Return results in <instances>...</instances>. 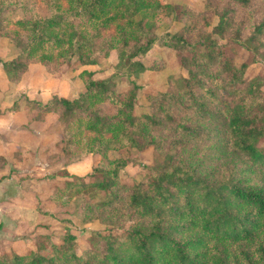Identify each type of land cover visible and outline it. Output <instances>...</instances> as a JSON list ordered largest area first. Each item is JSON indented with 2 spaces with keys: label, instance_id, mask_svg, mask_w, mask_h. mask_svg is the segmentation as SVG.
Returning <instances> with one entry per match:
<instances>
[{
  "label": "trees",
  "instance_id": "obj_1",
  "mask_svg": "<svg viewBox=\"0 0 264 264\" xmlns=\"http://www.w3.org/2000/svg\"><path fill=\"white\" fill-rule=\"evenodd\" d=\"M17 10L0 25L17 49L0 58L10 83L31 63L87 67L112 52L116 73H142L155 44L185 74L139 115V85L119 92L85 68L78 97L35 102L63 125L64 165L99 156L50 196L59 205L86 196L79 217L95 227L81 240L69 228L57 243L39 235L23 253L1 252L0 264H264V81L246 80L248 64L237 62L264 59V0H203L201 11L163 0H0V16ZM163 19L182 27L158 36ZM147 150L156 160L143 177L122 180L130 159L111 153Z\"/></svg>",
  "mask_w": 264,
  "mask_h": 264
},
{
  "label": "rangeland",
  "instance_id": "obj_2",
  "mask_svg": "<svg viewBox=\"0 0 264 264\" xmlns=\"http://www.w3.org/2000/svg\"><path fill=\"white\" fill-rule=\"evenodd\" d=\"M163 2L186 5L196 11L203 9V0ZM262 13L263 10L259 11L258 16ZM21 16L19 10L4 12L0 16V25L1 19L16 20ZM181 27V22L163 19L159 21L157 34L174 33ZM1 34L0 31V58L11 59L17 49ZM240 58L237 62L246 61L248 64L244 74L246 80L261 78L264 81V59H247L246 54ZM142 62L150 69L129 76L116 73L114 52L87 67L79 66L75 60L57 69L31 63L16 83L6 79L0 65V156L6 159V165L0 169V253H23L34 247L39 235H48L51 242L57 243L65 228L81 240V236L86 235L85 230L95 227L83 224L79 217L83 203L88 200L86 196L76 195L64 205L55 204L50 196L63 188L65 180L72 181L69 176L82 177L90 172L99 156L89 154L79 162L64 165L61 156L63 125L53 114L42 115L35 102L44 103L52 96L78 97L84 91L78 73L85 68L93 72L96 80L111 78L119 92L128 90L130 81L139 85L134 113H147L149 97L166 91L170 80L185 72L180 69L174 52L158 44ZM121 155L130 159L120 173L121 179L130 184L139 181L146 166L156 160L151 150L111 153L112 157ZM62 170L65 176L59 175Z\"/></svg>",
  "mask_w": 264,
  "mask_h": 264
},
{
  "label": "crops",
  "instance_id": "obj_3",
  "mask_svg": "<svg viewBox=\"0 0 264 264\" xmlns=\"http://www.w3.org/2000/svg\"><path fill=\"white\" fill-rule=\"evenodd\" d=\"M2 181V180H1ZM0 185H1V182H0Z\"/></svg>",
  "mask_w": 264,
  "mask_h": 264
}]
</instances>
